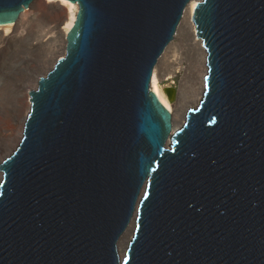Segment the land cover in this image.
<instances>
[{
    "label": "water",
    "instance_id": "1",
    "mask_svg": "<svg viewBox=\"0 0 264 264\" xmlns=\"http://www.w3.org/2000/svg\"><path fill=\"white\" fill-rule=\"evenodd\" d=\"M67 1L0 163V264H264V0L197 2L204 89L175 129L151 82L192 0Z\"/></svg>",
    "mask_w": 264,
    "mask_h": 264
},
{
    "label": "bare ground",
    "instance_id": "2",
    "mask_svg": "<svg viewBox=\"0 0 264 264\" xmlns=\"http://www.w3.org/2000/svg\"><path fill=\"white\" fill-rule=\"evenodd\" d=\"M47 1L48 3L59 2L61 8H64V16L62 21L60 20L57 23H47L45 20H41L43 17L46 19V15L44 14L46 12L42 13V11L40 13L39 11H35V13H33V11H31V13H28V15L27 13L25 15V12L22 14V22L20 20L21 23H10L0 26V43H2V46H0V67H7L8 69L15 68V61L7 60L4 56L8 51V47L7 51H5L4 48L6 44L10 42H18L26 45L28 49H33L40 45H48L53 39L59 36L64 44L63 49L65 52L66 37L76 21L79 10L78 4L69 2L67 0ZM198 1L199 0H192L188 6L174 41L168 46L167 51H165L160 58L152 76L151 89L156 94L159 101L164 105V107L169 112H171L174 129L180 126L182 115H186L187 111L199 102V95H202L204 89L203 79L206 73V67L201 42L198 38L195 25L192 21ZM25 16L26 18L23 20V17ZM47 41L50 42L48 43ZM181 42L186 44V47H183L184 49L181 47ZM187 48L188 52L192 51L193 59L186 58L185 54ZM50 50L51 49H48V51ZM24 55L25 56H22L23 58H21L22 62H31L30 58L26 56V54ZM35 63L37 65L39 62L35 61ZM3 71L2 69L0 70V81H3L7 77V74ZM179 72L182 73L183 76L179 84V89L176 91V89L171 85L174 84V77ZM169 81L171 82V85H163V83ZM37 82L32 87L27 88L26 85H24V88L22 87L25 89V97H23L26 100V108L22 115L20 131L8 153L2 154V150L0 149V163L12 150H14L16 144L19 143L17 140L19 139L20 141L22 138L24 122L29 112L28 95H30L31 91L36 90ZM8 141H10V138H5L4 134H0V148L6 145ZM1 178L2 174H0V181ZM129 237L130 235L127 234L123 240L121 254L122 248L128 241Z\"/></svg>",
    "mask_w": 264,
    "mask_h": 264
},
{
    "label": "rangeland",
    "instance_id": "3",
    "mask_svg": "<svg viewBox=\"0 0 264 264\" xmlns=\"http://www.w3.org/2000/svg\"><path fill=\"white\" fill-rule=\"evenodd\" d=\"M63 9L64 8H61L59 5V2L48 3L47 0H37L33 7L30 10L25 11L24 14L26 15L27 13L28 15L31 11H33V13H35V11H39L40 13L43 11L42 13L46 12L44 13L46 19L43 17L41 18L42 21L45 20L47 23H57L60 20L62 21L64 16ZM21 18L20 20L22 22ZM23 18V20H25L26 16ZM20 20L18 22H20ZM63 45L62 39L59 36L53 39L48 45H40L33 49H28L26 45L18 42H10L6 44V46L4 45L5 51H7L8 47V51L4 56L7 60L15 61V68L8 69L7 67H0V70H4L3 72L7 74V77L3 81H0V134H4L5 138H10V141L0 148L2 154L10 151L12 144L20 131L22 115L26 108V100L24 98L25 89H23L24 85H26L27 88L32 87L40 76L45 75V73L52 68L56 59L63 56L65 53ZM0 46H2V43H0ZM181 47L184 49L183 47H186V44L181 42ZM48 49L51 50L48 51ZM187 52L188 48L185 54L186 58L193 59L192 51L188 52V54ZM24 54L30 58L31 62H22L21 58H23L22 56H25ZM35 61L39 63L36 65ZM182 76L183 74L179 72L174 77L173 85H171L170 81L163 83V85H171L176 91H178ZM196 105L197 104L194 106ZM17 142H19V139Z\"/></svg>",
    "mask_w": 264,
    "mask_h": 264
}]
</instances>
